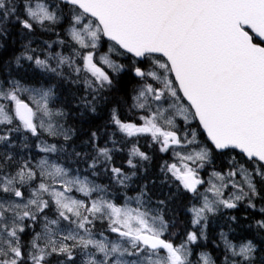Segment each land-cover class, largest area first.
Here are the masks:
<instances>
[{"label":"snow or ice","instance_id":"6c2138e0","mask_svg":"<svg viewBox=\"0 0 264 264\" xmlns=\"http://www.w3.org/2000/svg\"><path fill=\"white\" fill-rule=\"evenodd\" d=\"M64 22L66 40L45 42L47 50L39 52L29 40L16 63L31 61L61 80L82 84L81 103L92 112L107 102L106 93L120 90L117 77L131 72L138 82L129 111L139 113V123L122 119L113 107L112 136H150V146L172 152V161L160 166L163 183L198 199L188 209L194 230L180 243L165 238L166 201L150 207L144 187L117 203L107 186L78 170L73 174L47 155L35 162L18 155V147H29L27 134L67 142L74 132L60 123L67 113L52 106V87L0 80V264H216L207 252L191 259V246L207 239L209 214L245 201L255 209V201L264 199V0H0V38L7 37L9 24L29 36ZM53 44L70 51L53 52ZM97 141L92 132L95 155L88 169L96 175L104 165L126 188L131 176L107 167L118 149ZM36 147L45 154L65 151L46 140ZM217 156H227L228 167H213L205 181L200 172ZM137 159H149L138 141L128 149L129 168L137 167ZM259 211L264 215V207ZM97 222L106 229L98 230ZM255 226L264 232V219ZM221 238L222 264H257L259 249L252 240L237 245L223 233ZM260 261L264 264V255Z\"/></svg>","mask_w":264,"mask_h":264},{"label":"trees","instance_id":"16d2710c","mask_svg":"<svg viewBox=\"0 0 264 264\" xmlns=\"http://www.w3.org/2000/svg\"><path fill=\"white\" fill-rule=\"evenodd\" d=\"M17 25L14 28V33ZM29 36L22 34H15L14 46L15 53L14 58L18 55L17 46L24 45L29 40L32 41L31 47L37 49V51L43 50V46L48 37L44 38V35L34 31ZM63 39H67L62 35ZM3 41V40H2ZM51 42V41H49ZM4 50L0 49V77L10 76L15 80L20 81L22 84L30 87H52L55 92L52 105L54 107L62 109L67 115L62 118L60 123L65 128H69L74 132L70 141L65 142L62 136L52 137L45 135L49 140H54L58 144V147L63 146L65 151L55 153L51 155L52 159L61 162L71 171L84 172L92 178L95 184L105 185L108 187L111 198L115 199L117 203H121V199L124 195L135 196L144 187L147 195L145 199L150 198V205H154L159 200L166 201V207L164 208V216L170 220V218H182L186 216L191 203V195L185 192L183 189H177L176 184L168 182L163 183L164 175L161 172V165L163 160L167 158L164 153H160L158 149L146 141L145 137H138V146L141 151H144L149 159L139 161L137 159V167L135 169L129 168L127 165L128 149L130 145L128 142L122 139V134L116 132L114 138L118 140L117 145L120 151H114L112 153L113 160L107 167L110 169L112 166L120 167L125 174L131 176V179L127 182V187H122L116 184L109 173L105 172L103 165L97 166L96 175L88 169L89 161L91 157L95 155L92 149V144L89 142L91 133L96 132L98 136L97 143L100 146H104L106 142L105 132L110 131L111 135L115 132L113 125L110 124V112L113 107L117 108L122 119H134L135 114L129 111L131 101V90L137 84V78L131 72H123L117 77V88L119 91L113 90L110 93H106L108 96L107 102L98 103L96 105V111L91 113L90 109L80 106L79 101L82 95H86V92L80 93L81 85L73 87L70 80H61L58 77L53 76L51 73L38 70L32 62H29L28 67L20 66L14 71L12 70L11 60L12 47L6 52L7 41L4 42ZM56 47L53 46L51 50ZM65 51V50H64ZM55 52V51H54ZM69 52V51H68ZM119 60V58H117ZM121 63H127V61L119 60ZM11 66V68H10ZM195 127V124H193ZM203 139V137H201ZM19 144V141L17 140ZM29 147L21 150L17 148L18 155H24L25 153L36 154L33 140L27 141ZM81 153V157H77L75 153ZM58 154V155H57ZM88 155V159L85 160L84 155ZM231 155V154H229ZM227 156H217L214 160V164L210 165L212 168L219 170H225L227 164ZM165 161V160H164ZM105 168V167H104ZM135 172V175L132 173ZM171 197V198H169ZM256 208H247L246 201L238 205L237 208L232 209L229 214L227 212H219L214 215L216 218L214 223H219L221 227L226 228V232L229 234V239L237 243L244 242L246 240H252L259 249L257 252V264H261L260 257L264 255V232H257L255 221L258 219H264L259 211L261 207H264V199H257L255 201ZM149 205V206H150ZM150 206V207H152ZM231 217H236L232 220ZM211 224V223H210ZM183 232H186V220L183 222Z\"/></svg>","mask_w":264,"mask_h":264},{"label":"rangeland","instance_id":"374dc122","mask_svg":"<svg viewBox=\"0 0 264 264\" xmlns=\"http://www.w3.org/2000/svg\"><path fill=\"white\" fill-rule=\"evenodd\" d=\"M65 24H66V22H64V23H62V24H60L58 26H55L54 27V30L53 31H50V32L42 31L39 28H37L35 31L43 34L44 35V38L45 37H48L50 40H47V42L48 43H52L53 41H56L58 38H62V33H63V29L65 27ZM15 30L17 31L16 32L17 34H20L21 33L20 30H19V26L18 25H17V28ZM58 33H61V36L58 37V35H57ZM22 38H25V37L23 36ZM49 41H51V42H49ZM4 44L0 41V48H3L4 47ZM43 44H44L43 50H47V44L46 43H43ZM10 46L12 47V51L11 52H12V56H13V59L11 60L12 64H10L12 66V70L14 71L17 67H20V66H22V67L25 66L27 68L29 62H31V61H27V60H23L22 59L21 62H20V64H17L16 61H15V58H14L15 48L13 49L14 39L10 42ZM53 46H55V44H53ZM55 47L56 48L54 50H52L53 52L54 51H61V50L64 51L65 50L64 52L67 53L68 51H70V49L68 47L61 48V46L59 44H56ZM17 49L19 51V54L17 56H19L21 54V52L23 51V45L20 44L19 46H17ZM106 50H107V45L105 44V46L101 49V51L103 52V51H106ZM117 58L118 57L113 56V59H117ZM11 66H10V68H11ZM37 69L40 70V71H44V70H42L40 68H37ZM9 79H14V78L13 77H10L9 75L8 76H1L0 77V80H9ZM22 85H24V84H22ZM71 85L73 87L76 86V84H72V83H71ZM24 86H27V85H24ZM27 87H30V86H27ZM78 92H80V93H84L85 92L82 84H81V90H79ZM82 96H85V95H82ZM79 104H80V106L84 107L83 104L81 103V99L79 101ZM52 106L54 107V105H52ZM54 108H57V107H54ZM90 112L93 113L92 111H90ZM138 115H139V113H136L135 116H134L135 117L134 119H136L138 117ZM136 122L139 123V120L136 119ZM114 130H115V128H114ZM27 135H28L27 141H29L31 139L34 142V147H35L36 154L32 155V153L29 152V153H25L23 156L27 157V156L31 155L33 157L34 162H35L36 160H39L41 157H44L45 155H47L50 160H52L54 162L61 163L59 161H55V159H52L51 155H53L55 153L45 154V153L40 152L39 149L36 147V144L39 143L41 140H46L47 143H49V144H57L56 141L49 140L47 137H45V135H48L47 133H42L39 138L32 137L30 134H27ZM140 137H145L146 138V141L148 143H151V137L150 136H140ZM104 138H106V142L105 143H107V146L108 147H110V148L111 147H115L116 149H118L117 151H120L121 150L120 148H118L117 143L115 145H113L112 140H115L116 142H118V140L116 138H114V136L111 135L110 131L105 132V137ZM137 138L130 139V140H126L122 136V139L124 141L128 142L129 145H130V147H131V145L133 143H137V140H138ZM17 140L19 141V138ZM57 146H58V144H57ZM153 146L155 147V149H158V146L157 145H153ZM158 151H159V149H158ZM127 153H128V151H127ZM164 154H165V156H167V158H165L164 160L165 161H168V162H171L172 161V156H173L172 152L169 151L168 153H164ZM164 160H163V162H165ZM89 163H91V160L89 161ZM63 166L66 167L65 165H63ZM98 166H100V165H98ZM104 167L105 166L103 165V169H105ZM227 167H225V170L227 169ZM212 170H213V168L210 165H208L206 167V169L201 170V172H200L201 178L204 179L205 181H207V179L209 178V173ZM216 170L217 171H221L219 169H216ZM72 172H73V174H76V171H72ZM83 173L82 172H79V174L81 176H87L90 180H92V178L90 176H88L87 174H83ZM207 187H208L207 184H204L203 186H201L200 189H199L200 192H203L204 189L207 188ZM228 191H231V189H228ZM73 195H75L78 198H80V194L79 193H73ZM190 195H191V199L192 200H191V203H190L189 206H191L193 203H198L199 202L198 199H195L192 194H190ZM135 196H128V197H135ZM110 198H111V195H110ZM124 199H125V195L122 197L121 203L124 202ZM133 206H135V204H133ZM150 206H152V205H150ZM152 207H154V205ZM231 210L232 209L220 208L215 214H217L219 212L220 213L221 212H227V214H229ZM215 214H209L208 224H207V228L205 230V234H206L207 239H200V240L197 241V243L195 245H192L191 246L192 247V250H193V253H194V255L191 257V259L193 261H195L197 259V255L200 252H207V253H209L211 255L212 259L216 262V264H222V262H223L224 255H225V247H224L223 240L221 238V233L225 234L228 237V239H229V234L226 232V230H225L226 228L221 227V225H219V223H214V221L216 219L214 217ZM191 219H192V217H191V213L189 211H187L186 216H184V219H182V218H173L172 217V218H170V220H168L165 217V220H167L169 222V224H170L168 235L165 238H169L170 237L171 239H173V241L175 243H180V241L186 235V232L187 231L194 230L193 229V226L191 224ZM185 220H186L187 229H186V232H183V228L182 227H183V222ZM101 227H103V228L106 229V224H104L103 226H101L99 224V222H97V229L99 230ZM36 230L37 231L40 230L39 229V226H37V229ZM195 230L198 231V229H195ZM173 232L176 233L175 236L172 235ZM232 242L234 244H237V245L240 244V243H237L235 241H232ZM195 248H196V250H195Z\"/></svg>","mask_w":264,"mask_h":264},{"label":"flooded vegetation","instance_id":"af4514ba","mask_svg":"<svg viewBox=\"0 0 264 264\" xmlns=\"http://www.w3.org/2000/svg\"><path fill=\"white\" fill-rule=\"evenodd\" d=\"M8 28H9V31H8V35H7V37L0 38V41H1L3 44H4L5 41H7V43H6V45H7L6 52H7V50H8V51H11V50H9V48H11V46H10V42L14 39L15 34H17V33H14V28H15V26H13L12 24H9V25H8ZM2 40H3V41H2ZM0 49L4 50V47H3V48H0ZM106 234H107V233H106ZM25 239H28V237H25ZM195 250H196V248H195Z\"/></svg>","mask_w":264,"mask_h":264},{"label":"bare ground","instance_id":"6f19581e","mask_svg":"<svg viewBox=\"0 0 264 264\" xmlns=\"http://www.w3.org/2000/svg\"><path fill=\"white\" fill-rule=\"evenodd\" d=\"M64 30V29H63ZM42 32V31H41ZM56 40V39H55ZM55 46H56V44H55ZM19 52V51H18ZM21 52V51H20ZM19 54V53H18ZM58 155V154H57Z\"/></svg>","mask_w":264,"mask_h":264},{"label":"water","instance_id":"95a60500","mask_svg":"<svg viewBox=\"0 0 264 264\" xmlns=\"http://www.w3.org/2000/svg\"><path fill=\"white\" fill-rule=\"evenodd\" d=\"M188 194H191V193H188Z\"/></svg>","mask_w":264,"mask_h":264}]
</instances>
